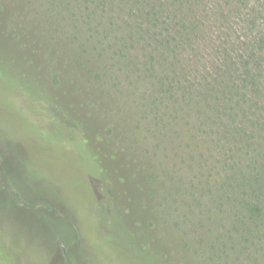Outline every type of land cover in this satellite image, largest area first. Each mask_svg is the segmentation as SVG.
I'll return each instance as SVG.
<instances>
[{"label":"rangeland","instance_id":"374dc122","mask_svg":"<svg viewBox=\"0 0 264 264\" xmlns=\"http://www.w3.org/2000/svg\"><path fill=\"white\" fill-rule=\"evenodd\" d=\"M248 4L264 14V0ZM61 21L44 0H0V58L13 62L19 79L13 78L21 84L0 74V98L31 118L41 116L43 99L47 124L88 145L104 186L89 184L96 168L89 151L68 146L60 133L40 131L42 122L38 126L12 104L0 103V134L16 141L24 158L7 160L10 174L33 197L72 215L79 233L77 238L57 218L53 249L33 237L15 211L0 209V246L16 255L17 264H227L210 248V237L222 231L226 218L207 204L209 187L195 191L190 161L175 140H159L138 119L129 91L103 74ZM243 25L239 20L235 28L246 31Z\"/></svg>","mask_w":264,"mask_h":264},{"label":"trees","instance_id":"16d2710c","mask_svg":"<svg viewBox=\"0 0 264 264\" xmlns=\"http://www.w3.org/2000/svg\"><path fill=\"white\" fill-rule=\"evenodd\" d=\"M44 1L51 14L61 16L65 34L97 59L104 75L109 73L129 91L140 110L138 119L159 140H175L181 157L190 161L195 191L209 187L207 204L226 218L222 231L209 239L214 256L220 252L217 257L227 264H264V14L248 4L251 0ZM239 20L241 27L248 26L246 31L235 28ZM233 34L236 39L230 38ZM13 59L21 64L16 55ZM0 63V74L21 85L14 79L19 77L13 62L2 57ZM0 103L12 104L5 96ZM38 111L39 118L17 113L42 122L43 127L37 124L42 132L62 134L68 146L89 151L96 167L89 184L103 189L88 145L71 141L65 128L47 124L43 99ZM0 139L6 148H0L1 211H15L33 237L50 248H58L57 218L78 238L72 215L33 197L12 177L7 160L24 158L16 141L4 133ZM0 264H17L5 244L0 246Z\"/></svg>","mask_w":264,"mask_h":264}]
</instances>
